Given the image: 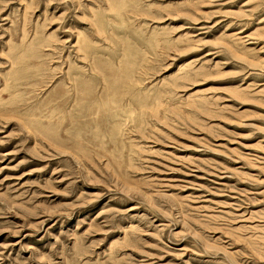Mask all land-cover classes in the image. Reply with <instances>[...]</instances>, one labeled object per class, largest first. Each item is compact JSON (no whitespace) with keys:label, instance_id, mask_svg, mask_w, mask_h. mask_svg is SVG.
I'll list each match as a JSON object with an SVG mask.
<instances>
[{"label":"rangeland","instance_id":"1","mask_svg":"<svg viewBox=\"0 0 264 264\" xmlns=\"http://www.w3.org/2000/svg\"><path fill=\"white\" fill-rule=\"evenodd\" d=\"M0 264H264V0H0Z\"/></svg>","mask_w":264,"mask_h":264}]
</instances>
